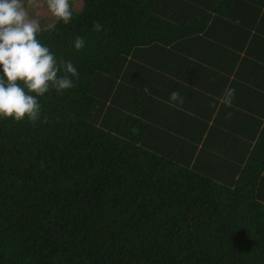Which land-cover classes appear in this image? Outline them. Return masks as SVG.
<instances>
[{"label":"trees","instance_id":"16d2710c","mask_svg":"<svg viewBox=\"0 0 264 264\" xmlns=\"http://www.w3.org/2000/svg\"><path fill=\"white\" fill-rule=\"evenodd\" d=\"M70 10L37 39L73 63L74 86L40 96L35 123L0 117V264H264V0ZM139 49L156 68L125 97ZM198 63L204 109L164 125L157 70L191 80ZM222 85L235 96L214 112Z\"/></svg>","mask_w":264,"mask_h":264},{"label":"clouds","instance_id":"9594fccd","mask_svg":"<svg viewBox=\"0 0 264 264\" xmlns=\"http://www.w3.org/2000/svg\"><path fill=\"white\" fill-rule=\"evenodd\" d=\"M47 5L65 24L72 19L69 0H47ZM101 27L98 22L94 24L96 31ZM42 30L39 20L28 18L22 0H0V65L4 74L0 77V117H12L16 121L27 117L35 123L41 114L40 96L51 89L59 92L74 86L72 78L78 76L76 67L71 61L57 59L37 39V33ZM84 45V39L77 36L74 47L80 50ZM234 96L235 89L227 88L221 103L230 107ZM170 100L184 102L177 91L170 93ZM231 115L228 113L227 117Z\"/></svg>","mask_w":264,"mask_h":264},{"label":"rangeland","instance_id":"374dc122","mask_svg":"<svg viewBox=\"0 0 264 264\" xmlns=\"http://www.w3.org/2000/svg\"><path fill=\"white\" fill-rule=\"evenodd\" d=\"M26 12L28 13V18L30 20H39L43 26L51 24L55 20L54 14L50 11L47 5V0H31V3H28V0H22ZM83 0H69L70 8L78 9L81 7ZM143 49L136 50L133 54L134 59L132 61V66H130L127 75H124L125 85L120 90L126 96L130 97L135 93L134 84L138 81L141 73H147L152 76L151 71L156 68V65L153 61H148L146 53H143ZM179 55L175 54L174 56ZM218 64V61L217 63ZM198 70H205L202 64H196L195 67L191 70V75L194 74V77L187 80H181L178 76L174 74L173 71H178V67L173 68V70L165 71L161 67L157 70L155 79L159 87H169L170 89L179 92L184 97V100L187 103L196 104L203 103L200 99L201 96H205L206 90L209 88L208 79H203L200 73H197ZM153 77V76H152ZM167 98H160L156 101L155 105L153 104L152 108H158V114L164 115L167 112L168 107L165 104ZM152 102L148 103L151 105ZM190 123L192 121L190 120ZM218 157H205L206 161L210 164V161L216 160ZM222 160L214 161V165L218 168L221 166Z\"/></svg>","mask_w":264,"mask_h":264},{"label":"crops","instance_id":"0c3cea01","mask_svg":"<svg viewBox=\"0 0 264 264\" xmlns=\"http://www.w3.org/2000/svg\"><path fill=\"white\" fill-rule=\"evenodd\" d=\"M210 73L215 75L214 77H216L218 79L220 78L219 77L220 75H218L217 72H215L214 70H211ZM193 77H194V75H193ZM233 78L235 79L236 76L233 74H229L228 79L230 81H232ZM148 80H150V79H147V81ZM219 83H222V81H219L217 84H219ZM165 88H166V92H167V97H166L167 101L165 102V104L167 105L168 110L164 114V120L166 121L164 123V125H166V123L170 124V125H180V124H184V123L190 121L191 119L198 118L199 113L202 110L200 112H198L196 110V107L201 106V109H204V103L206 102L207 97L209 95V91H210L209 89H207L206 90L207 95L200 97V99L203 101V103L198 102L196 104L187 103L184 100V97L180 94V96L183 97L184 102H183V104H179L178 102H173L170 100V93L173 92L174 90L170 89L169 87H165ZM225 90H226L225 86L222 85V87L218 91L219 93H217L216 96L213 95V99H214L213 102L215 103L214 112H217L220 110L223 111L226 107L228 108V106H225L224 104L221 103V98L223 97ZM210 125H212V124L210 123Z\"/></svg>","mask_w":264,"mask_h":264}]
</instances>
